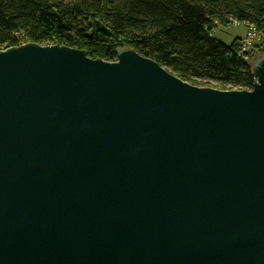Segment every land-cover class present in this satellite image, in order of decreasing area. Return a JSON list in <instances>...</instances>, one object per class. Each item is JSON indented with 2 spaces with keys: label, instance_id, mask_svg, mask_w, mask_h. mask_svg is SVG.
<instances>
[{
  "label": "water",
  "instance_id": "95a60500",
  "mask_svg": "<svg viewBox=\"0 0 264 264\" xmlns=\"http://www.w3.org/2000/svg\"><path fill=\"white\" fill-rule=\"evenodd\" d=\"M0 50V264H264V55L252 90Z\"/></svg>",
  "mask_w": 264,
  "mask_h": 264
},
{
  "label": "trees",
  "instance_id": "16d2710c",
  "mask_svg": "<svg viewBox=\"0 0 264 264\" xmlns=\"http://www.w3.org/2000/svg\"><path fill=\"white\" fill-rule=\"evenodd\" d=\"M233 22L255 26L264 43V0H0V50L59 45L114 62L131 48L190 84L252 90L259 43L246 58L242 38L215 37Z\"/></svg>",
  "mask_w": 264,
  "mask_h": 264
},
{
  "label": "rangeland",
  "instance_id": "374dc122",
  "mask_svg": "<svg viewBox=\"0 0 264 264\" xmlns=\"http://www.w3.org/2000/svg\"><path fill=\"white\" fill-rule=\"evenodd\" d=\"M30 6H32L30 2H21V8H26ZM244 34H245V27L240 26V25H234V23L229 27L222 26V25L218 26L217 29L215 30V37H217L219 40H221L222 42L226 44H230L235 38H238V37L242 38ZM254 54H255L256 60H258V58L261 55H264L263 41L255 46ZM255 59L253 62L256 61ZM197 87H206V88L222 90L216 87L214 84H210L209 86L205 84V86H197ZM222 91H227V90H222Z\"/></svg>",
  "mask_w": 264,
  "mask_h": 264
},
{
  "label": "built area",
  "instance_id": "2783aa9c",
  "mask_svg": "<svg viewBox=\"0 0 264 264\" xmlns=\"http://www.w3.org/2000/svg\"><path fill=\"white\" fill-rule=\"evenodd\" d=\"M234 25H239L237 22H233ZM245 34L242 37L241 55L247 58L248 53L253 47L262 41V34L253 25H244Z\"/></svg>",
  "mask_w": 264,
  "mask_h": 264
}]
</instances>
